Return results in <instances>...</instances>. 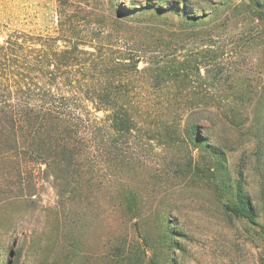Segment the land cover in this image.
Returning <instances> with one entry per match:
<instances>
[{"label": "trees", "instance_id": "trees-1", "mask_svg": "<svg viewBox=\"0 0 264 264\" xmlns=\"http://www.w3.org/2000/svg\"><path fill=\"white\" fill-rule=\"evenodd\" d=\"M130 1L128 7L112 2L109 16L105 7L100 9L104 1L58 0V23L48 33L0 22V253L2 239L18 227L3 211L35 205L46 190L56 197V206L44 209L58 224L55 246L68 238L70 215L81 214L85 205L96 206L98 214L109 208L121 215V224L135 222L145 202L128 177L139 175L135 170L144 151L163 149L168 156L180 136L187 144L200 143L201 133L228 114L230 104L222 99L179 96L187 76L181 78L183 68L199 74L204 67L220 84L221 54L209 50L205 59H191L185 66L177 56L166 62L161 55L179 47L184 31H194L195 37L207 30L221 5L208 1L216 14L200 15L187 0ZM249 1L251 10L264 14L259 0ZM173 91L178 96L162 95ZM191 157L171 163L181 161L184 173L200 175L211 187L212 177L217 190L225 188L212 172L221 161L201 167ZM234 192L226 210L256 224L259 216L242 182ZM155 195L154 201L158 191ZM153 219L167 245L123 238L107 247L102 264H165L158 261L160 255L179 264L169 257L177 248L175 231L164 232L159 210ZM258 227L264 235V225ZM149 253L153 256L147 260ZM59 254L62 264H76L65 248Z\"/></svg>", "mask_w": 264, "mask_h": 264}, {"label": "rangeland", "instance_id": "rangeland-1", "mask_svg": "<svg viewBox=\"0 0 264 264\" xmlns=\"http://www.w3.org/2000/svg\"><path fill=\"white\" fill-rule=\"evenodd\" d=\"M99 1L105 2L100 9L105 7L109 16L113 14L109 8L112 2L131 5L130 0ZM173 1L185 0H166ZM187 1L200 15L202 11L216 14L214 8L208 7V1L221 5V12L203 33L192 37L194 31H184L179 47L161 55L166 62L177 56L185 66L191 59L207 57L209 50L214 52L212 55L221 54L217 64L223 68L222 82L218 84L212 73V78L208 76L204 67L199 74L183 68L181 78L187 76L179 96L222 99L230 104L228 114H223L210 131L201 133L204 139H199L200 143L187 144L186 137L180 136L168 156L163 149L144 151L141 166L135 170L140 171L139 175L137 172L128 177L133 187L142 190L145 202L143 215L135 222L121 224V215L109 208L98 214L93 210L96 206L91 209L85 205L81 214L70 215L66 224L68 238L55 246L58 224L51 210H44L56 206L52 191L46 190L35 205L7 208L3 216L11 214L18 227L2 239L0 264H62L59 252L64 248L70 262L102 264L104 253L109 252L107 247L111 249L123 238L166 244L159 235V228L161 233L163 230L153 219L158 210L164 232L175 231L172 240L177 248L170 250L169 257L179 264L264 263V235L258 227L264 225V14L251 10L249 0ZM259 3L264 5V0ZM57 5L58 0H0V22L37 33L53 32L58 23ZM214 24L219 28L211 31ZM165 39L169 43L167 36ZM144 67L142 63L140 68ZM162 95L177 94L173 91ZM189 154L201 167L221 161L223 165L217 171L212 166V172L218 175V181L226 182L225 188L217 190L212 177L211 187L200 175L184 173V165L179 162H184ZM176 157L181 161L171 163ZM240 182L259 216L256 224L226 210L234 202V189ZM156 191L159 197L154 201L151 196ZM75 215L82 220L75 221ZM152 256L149 253L147 260ZM157 259L173 264L161 255Z\"/></svg>", "mask_w": 264, "mask_h": 264}]
</instances>
